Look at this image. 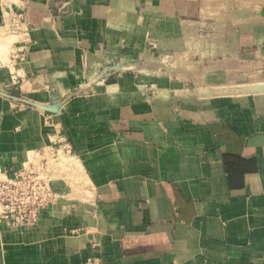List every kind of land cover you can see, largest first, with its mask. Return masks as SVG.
<instances>
[{"label":"crops","instance_id":"crops-1","mask_svg":"<svg viewBox=\"0 0 264 264\" xmlns=\"http://www.w3.org/2000/svg\"><path fill=\"white\" fill-rule=\"evenodd\" d=\"M244 56L264 0H0V168L73 150L37 223L0 222V264H264V92L194 79Z\"/></svg>","mask_w":264,"mask_h":264},{"label":"built area","instance_id":"built-area-1","mask_svg":"<svg viewBox=\"0 0 264 264\" xmlns=\"http://www.w3.org/2000/svg\"><path fill=\"white\" fill-rule=\"evenodd\" d=\"M24 8L26 0H16ZM24 15L17 13L12 18V28L4 34L7 39L12 34L14 43L23 44L28 30L24 25ZM3 35V34H2ZM49 156V158H46ZM73 157L68 143L49 148L40 160L25 164L14 176L0 168V222L13 226L35 224L40 214L53 205L58 194L54 188V166ZM85 264H101L97 257L89 258Z\"/></svg>","mask_w":264,"mask_h":264},{"label":"rangeland","instance_id":"rangeland-1","mask_svg":"<svg viewBox=\"0 0 264 264\" xmlns=\"http://www.w3.org/2000/svg\"><path fill=\"white\" fill-rule=\"evenodd\" d=\"M228 62L229 61H224L220 63L210 62V74L202 76L194 75V79L202 78L203 83H206V85L209 86L217 85L218 83L230 85L219 88L218 92L224 95L226 94L238 96L235 97V99L231 100H236V102L241 104L240 107L248 109V95H252L254 93V88L256 86H259L258 91L261 93L264 92L263 84L253 83L255 81H260L264 79V61L255 60L254 56H244L240 57V60L237 62ZM198 64H200L198 63V61L193 62L192 68H194V71L199 70L195 69ZM260 86L263 87L262 90ZM206 90L207 89H204L202 93H205ZM212 94L209 93V95ZM224 98H227V96H225Z\"/></svg>","mask_w":264,"mask_h":264}]
</instances>
